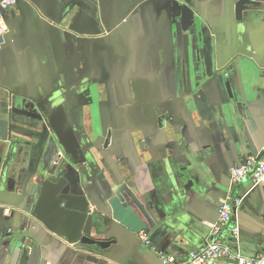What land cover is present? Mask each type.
Returning <instances> with one entry per match:
<instances>
[{
    "label": "crops",
    "instance_id": "obj_1",
    "mask_svg": "<svg viewBox=\"0 0 264 264\" xmlns=\"http://www.w3.org/2000/svg\"><path fill=\"white\" fill-rule=\"evenodd\" d=\"M237 1L19 0L6 13L0 264H183L231 192L243 204L228 245L264 257V185L231 183L264 148V10L239 21ZM70 164L107 248L32 217L39 175L74 179Z\"/></svg>",
    "mask_w": 264,
    "mask_h": 264
},
{
    "label": "water",
    "instance_id": "obj_2",
    "mask_svg": "<svg viewBox=\"0 0 264 264\" xmlns=\"http://www.w3.org/2000/svg\"><path fill=\"white\" fill-rule=\"evenodd\" d=\"M177 6L179 5L177 4ZM235 10L237 20L242 21L245 13L264 10V4L256 3L254 0H238ZM156 61L159 66L158 54ZM67 169L74 175V179L67 176L56 179L46 172L39 175L40 194L32 217L51 234L64 238L70 245L97 244L102 248H107L109 243L101 241L93 233L95 213L91 211V207L94 205L92 198L86 190H83L85 194L77 193V186L81 184L77 167L70 164ZM81 188L83 189L82 186ZM128 203H132L131 199L128 200ZM0 232L3 236L2 241L12 236V233Z\"/></svg>",
    "mask_w": 264,
    "mask_h": 264
},
{
    "label": "built area",
    "instance_id": "obj_3",
    "mask_svg": "<svg viewBox=\"0 0 264 264\" xmlns=\"http://www.w3.org/2000/svg\"><path fill=\"white\" fill-rule=\"evenodd\" d=\"M18 0H0V27L7 31L6 13L17 5ZM251 180L255 186L264 185V148L259 157L250 158L244 165L236 167L231 173L233 187H239L244 181ZM243 204V199L235 193H229L221 202L218 214L219 221L212 227L207 247L198 252H190L183 264H209L213 260L222 259L235 264H264V257L252 259L240 251H234L228 243L239 242L241 229L234 223L237 211ZM0 232V242L2 241ZM141 238L147 246H151L149 236L141 233ZM161 264H179L177 259L169 254L160 253Z\"/></svg>",
    "mask_w": 264,
    "mask_h": 264
},
{
    "label": "flooded vegetation",
    "instance_id": "obj_4",
    "mask_svg": "<svg viewBox=\"0 0 264 264\" xmlns=\"http://www.w3.org/2000/svg\"><path fill=\"white\" fill-rule=\"evenodd\" d=\"M11 9H12V8H11ZM11 9H10V10H11Z\"/></svg>",
    "mask_w": 264,
    "mask_h": 264
}]
</instances>
